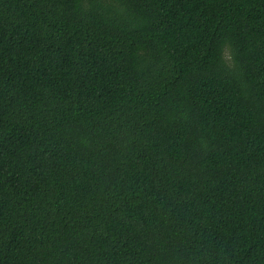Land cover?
Returning <instances> with one entry per match:
<instances>
[{"label": "trees", "instance_id": "1", "mask_svg": "<svg viewBox=\"0 0 264 264\" xmlns=\"http://www.w3.org/2000/svg\"><path fill=\"white\" fill-rule=\"evenodd\" d=\"M0 264H264V0H0Z\"/></svg>", "mask_w": 264, "mask_h": 264}]
</instances>
